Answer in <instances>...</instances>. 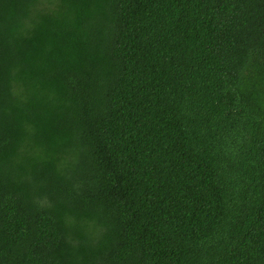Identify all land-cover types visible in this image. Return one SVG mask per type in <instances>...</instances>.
Wrapping results in <instances>:
<instances>
[{"label": "trees", "instance_id": "obj_1", "mask_svg": "<svg viewBox=\"0 0 264 264\" xmlns=\"http://www.w3.org/2000/svg\"><path fill=\"white\" fill-rule=\"evenodd\" d=\"M0 264H264V0H0Z\"/></svg>", "mask_w": 264, "mask_h": 264}]
</instances>
